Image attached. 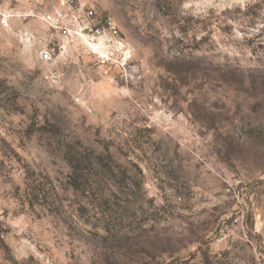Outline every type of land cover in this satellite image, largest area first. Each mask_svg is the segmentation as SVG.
<instances>
[{
  "label": "rangeland",
  "instance_id": "374dc122",
  "mask_svg": "<svg viewBox=\"0 0 264 264\" xmlns=\"http://www.w3.org/2000/svg\"><path fill=\"white\" fill-rule=\"evenodd\" d=\"M0 264H264V0H0Z\"/></svg>",
  "mask_w": 264,
  "mask_h": 264
},
{
  "label": "trees",
  "instance_id": "16d2710c",
  "mask_svg": "<svg viewBox=\"0 0 264 264\" xmlns=\"http://www.w3.org/2000/svg\"><path fill=\"white\" fill-rule=\"evenodd\" d=\"M84 157H81L80 155L78 156V158L76 157L75 159L73 158H71V160H69V165H70V167H71V170H72V173L73 174H75V175H77V173H81V170H82V168H81V166H80V164H81V159H83ZM89 161H93L94 163H100V155H95L94 157H93V159L91 160H89ZM78 177H79V174H78ZM76 180V179H75ZM76 182H74L73 181V187H77V185L75 184Z\"/></svg>",
  "mask_w": 264,
  "mask_h": 264
},
{
  "label": "bare ground",
  "instance_id": "6f19581e",
  "mask_svg": "<svg viewBox=\"0 0 264 264\" xmlns=\"http://www.w3.org/2000/svg\"><path fill=\"white\" fill-rule=\"evenodd\" d=\"M90 45H92L94 48H96V46L94 44L90 43Z\"/></svg>",
  "mask_w": 264,
  "mask_h": 264
}]
</instances>
